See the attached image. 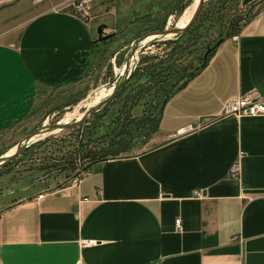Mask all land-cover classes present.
<instances>
[{"label":"crops","instance_id":"0c3cea01","mask_svg":"<svg viewBox=\"0 0 264 264\" xmlns=\"http://www.w3.org/2000/svg\"><path fill=\"white\" fill-rule=\"evenodd\" d=\"M43 1L55 9L0 43V132L93 57L92 26L64 10L70 0L32 3ZM242 95L264 101V1L166 101L145 150L0 207V264H264V115H221Z\"/></svg>","mask_w":264,"mask_h":264},{"label":"rangeland","instance_id":"374dc122","mask_svg":"<svg viewBox=\"0 0 264 264\" xmlns=\"http://www.w3.org/2000/svg\"><path fill=\"white\" fill-rule=\"evenodd\" d=\"M263 1L253 0L241 6L240 0H206L191 28L185 31L187 40L170 37L148 45L137 53L135 61L141 58L142 66L154 63L159 67L157 63H162L163 68L171 64L176 72L192 68L197 63V56L206 53L207 48L231 31L230 24L239 27L257 12ZM194 3L195 0H89L86 24L92 26L94 40L98 25H105L102 36H112L94 44L92 60L79 81L64 88L38 89L30 114L12 129L0 132V156L11 152L34 129L73 121L78 114L101 101L119 74L131 43L147 32L177 25L191 14ZM54 9L46 1L33 5L32 0H0V43H14L26 22L38 13ZM64 10H71L78 17L81 15L70 6ZM193 46L195 51L190 49L184 58L180 56ZM160 80H151L144 88L148 91L159 89ZM142 81L131 83L132 79L129 80L131 86L122 87L103 111L80 126L32 139L16 158L0 168V207L19 202L36 192L61 190L80 180L88 168L86 155L98 147V141L92 142L93 138L103 132L105 125L122 107H130L131 113L137 115L144 108H150L149 102L141 104L131 91L134 84ZM159 106L160 102L154 110ZM147 142L138 140L131 152L122 156L145 150ZM55 162L60 165L54 170L51 165Z\"/></svg>","mask_w":264,"mask_h":264},{"label":"trees","instance_id":"16d2710c","mask_svg":"<svg viewBox=\"0 0 264 264\" xmlns=\"http://www.w3.org/2000/svg\"><path fill=\"white\" fill-rule=\"evenodd\" d=\"M252 17L253 16H251L250 18ZM248 20H244L243 23ZM230 27L231 28L229 29H231V31L227 32L226 35L222 36L221 38H230L231 36L235 35L239 29V27L234 28L232 24H230ZM176 38L181 41L187 40V32L182 35L176 36ZM215 48V44L207 48L208 53L206 54V56L204 57L205 53L197 56V63L195 64V66H193L192 68H188L185 71H180L182 70L180 69L176 72L171 68V64L165 66V68H163L162 63H157L159 67H157L154 63H149V65L144 64L142 66L143 62L141 61V58H139V60L136 61L134 70L132 71L129 79L124 86H129L131 83H133V80L139 81L140 79H143L142 83L134 84V88L131 91L135 93V96H138L137 100H141V104L149 102L150 108H144L140 112L141 114L137 115L131 113L130 107H122V110L119 111L118 115L115 116L111 120V122L108 123V125H105L103 132L95 135V137L93 138L92 142H96V140L98 141V147L95 148V150H91V152L86 155L88 159L87 166L101 161L122 157L123 154L131 152L138 140H140L141 143H144L145 141L147 142L151 135L157 131L158 123L162 113V109L160 106L157 108V110H154V106H156L158 102H160V105L162 106L161 102L163 101V99H165L166 103V101L171 97V92H173L175 89L179 90L189 80L197 75L206 65ZM190 49H192L191 51H195L196 47H188V49L184 50L180 56L184 58L185 55H188L190 53ZM142 58L147 57L143 56ZM131 79L132 82L129 83V80ZM151 80H153V82L160 80V88L152 89L150 91L144 88L147 87V85H150ZM154 102L155 105H152V103L154 104ZM59 165V162H55L51 165V168L55 170Z\"/></svg>","mask_w":264,"mask_h":264},{"label":"water","instance_id":"95a60500","mask_svg":"<svg viewBox=\"0 0 264 264\" xmlns=\"http://www.w3.org/2000/svg\"><path fill=\"white\" fill-rule=\"evenodd\" d=\"M206 0H195L194 8L188 18V20L181 25H174L172 28H164L162 30L158 31H150L139 38H137L133 43H131L127 56L124 58L122 68L117 75L114 83L112 84L110 90L108 93L104 96V98L88 108L87 110L83 111L79 118L69 121V122H57L55 124L51 125H42L27 135H25L12 149L11 152L4 154L0 156V168L4 165L11 162L14 158H16L25 148L26 146L31 142L32 139L35 137L49 134L55 131H64L67 129L75 128L80 126L82 123H84L87 119H89L91 116L101 112L113 99L114 97L121 91L122 87L125 85L127 80L129 79L132 71L135 68L136 65V55L137 53L147 47L148 45H152L153 43H156L158 41H162L165 39H168L170 37H176L181 34H183L195 21L197 18L204 2ZM253 0H240L241 6H245L248 3H250ZM105 28V25H98L95 27V40L92 42L93 44L99 43L101 41L109 39L112 34H106L102 36V29ZM224 39L221 38L215 43V47H217ZM206 53L204 54V57L206 56ZM178 90L175 89L173 92L170 93V96H172L175 92ZM165 104V99L162 101L161 109L163 108Z\"/></svg>","mask_w":264,"mask_h":264},{"label":"built area","instance_id":"2783aa9c","mask_svg":"<svg viewBox=\"0 0 264 264\" xmlns=\"http://www.w3.org/2000/svg\"><path fill=\"white\" fill-rule=\"evenodd\" d=\"M88 1L89 0H70L68 4V6L72 7L76 12H81V15L77 17L80 20H82V22L84 23H87L89 21V17L87 14ZM221 115L233 116L236 118H250V117L262 116L264 115V101L258 100L257 97L253 95L233 96L223 103L221 108ZM189 130H192L191 126H186L185 131H189ZM229 170L231 176L235 177L238 171L237 166L231 165ZM42 194L43 192L39 193L36 196V199L41 198ZM262 201L264 202V196L262 197ZM174 225L176 229H179L180 228L179 220H175ZM80 244L91 245V242L82 240Z\"/></svg>","mask_w":264,"mask_h":264},{"label":"bare ground","instance_id":"6f19581e","mask_svg":"<svg viewBox=\"0 0 264 264\" xmlns=\"http://www.w3.org/2000/svg\"><path fill=\"white\" fill-rule=\"evenodd\" d=\"M189 16H190V14L188 16H186L183 20H181L177 25L184 24L188 20ZM79 116H80V114H78L76 116V119L79 118Z\"/></svg>","mask_w":264,"mask_h":264}]
</instances>
